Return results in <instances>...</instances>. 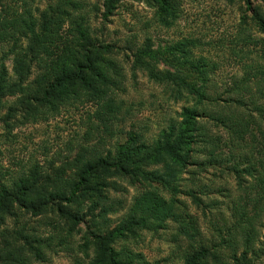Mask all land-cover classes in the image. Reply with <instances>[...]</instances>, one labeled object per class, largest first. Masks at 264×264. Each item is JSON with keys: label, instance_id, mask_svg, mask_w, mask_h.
<instances>
[{"label": "rangeland", "instance_id": "obj_1", "mask_svg": "<svg viewBox=\"0 0 264 264\" xmlns=\"http://www.w3.org/2000/svg\"><path fill=\"white\" fill-rule=\"evenodd\" d=\"M73 1L78 7L74 16L83 17L94 43L109 47L106 56L117 65L116 86L99 101L84 97L57 108L41 104L36 97L44 81L39 65L19 78L13 53L1 48L9 85L3 92L9 89L0 94V186L12 188L21 181L33 196L62 191L66 198L58 204L83 217L73 225L52 212L33 217L14 206V217L0 224V250L4 237L12 242L17 227H24L40 240L35 246L42 250L31 264H97L92 236L112 232V253L140 255L130 264H185V255L200 247L209 251L205 264H264V215H255L250 203L255 199L248 189L251 176L239 172L246 169L241 156L250 161L249 146L262 138L246 135L247 148L227 145L230 126L254 114L251 102L263 103L259 89L245 88L237 95L227 91L250 78L264 81V1L168 0L169 9H163L159 0H120L111 13L104 0ZM50 2L33 0L32 9L38 15ZM146 49L154 53L149 69L162 77H152L135 62L136 52ZM203 64L215 99L211 109L224 116L226 127L201 121V135L181 145V160L169 156L144 165L142 175L130 167L99 173L93 179L105 184L97 187L100 195L83 191L71 201L83 162L110 160L109 154L117 158L122 145H150L184 122L185 109L198 106L191 93L200 86ZM239 96L244 107L235 109L227 101ZM247 126L245 133L252 127ZM205 136H215L219 144L205 143ZM149 190L173 200L175 220L158 228L132 223L135 199ZM189 223L194 239L181 234Z\"/></svg>", "mask_w": 264, "mask_h": 264}, {"label": "trees", "instance_id": "obj_2", "mask_svg": "<svg viewBox=\"0 0 264 264\" xmlns=\"http://www.w3.org/2000/svg\"><path fill=\"white\" fill-rule=\"evenodd\" d=\"M46 9L38 15L32 9L33 0H0V50L9 49L13 54L12 64L15 65V73L21 78L23 73L29 71L34 63L39 65L44 78L43 85L37 90L36 97L41 104L61 107L70 100H82L84 97H91L96 101L108 97L113 86H116L117 65L107 58L108 46H97L84 24L83 17H75L74 12L78 10L73 0H51ZM53 1L55 3L53 4ZM120 0H104V7L108 13H111ZM160 7L169 9L168 0H159ZM264 1V0H262ZM67 30V31H64ZM65 32V33H64ZM150 50L137 51L134 55L135 62L143 64L145 69L152 74V77L158 78L160 75L153 69H149L150 62L153 59ZM149 57L148 60H145ZM5 59L0 62V94L9 85L5 73ZM200 76L202 77L200 86L191 93L198 106L196 109H185V120L178 127L171 126L168 132H163L157 142L146 146L132 147L122 145L117 150V158L109 154L110 160L98 158L96 160L85 161L80 165L79 180L74 185L73 192L70 193V199L73 201L80 192L89 191L91 195H100L97 187H105L104 182H98L93 179L97 174L110 170L122 172L130 167L132 173L142 175L141 169L144 165H156L164 159H180L182 154V144L192 138L199 137V122H213L216 127H226L224 116L214 112L215 99L208 92L209 82L207 66H200ZM162 77V76H160ZM250 78L248 81L233 84L227 92L237 95L245 88L259 89V95L262 96L263 103L260 105L256 100L252 103L254 114H249L240 123H233L230 126L232 137L227 139V145L231 149L247 148L249 139L256 140L255 134L262 138L260 142L249 146L247 155L241 157L246 165L245 171L250 175L252 182L249 191L254 194L255 199L250 200L254 207L255 215H264V81H254ZM235 109L244 107L241 96L239 98H229ZM199 107H203L200 110ZM256 113V114H255ZM247 125H251L248 129ZM250 127V126H249ZM204 142L215 147L219 143L215 136L208 138L205 136ZM188 143V142H187ZM186 145V144H185ZM256 146V147H255ZM211 159L216 161L219 158L216 152L211 150ZM241 159V158H240ZM233 160V158H232ZM179 162V161H178ZM237 172V168H234ZM91 179L94 180L91 182ZM25 184L21 181L13 183L12 188L0 186V224L4 223L5 218L14 217L13 207L19 206L25 214L33 217L42 216L47 212L55 213L58 217L64 218L73 225L81 221L76 213L67 211L61 205L60 201H65L66 194L62 191L44 192L35 196L31 195L30 190H26ZM57 201L55 206L53 202ZM69 201V202H71ZM52 206V207H51ZM51 207V208H50ZM133 217L132 223L158 228L170 220H175V206L173 200H167L160 196L155 190H149L136 198L131 209ZM241 216L246 214L240 213ZM264 218V217H263ZM241 219V217H240ZM17 221L20 220L17 218ZM130 223V224H132ZM190 225V226H189ZM127 226V225H126ZM189 226V227H188ZM128 228V227H127ZM193 226L189 223L182 228V235L186 238L194 239ZM24 227H17V231L11 237H4V250L0 252L1 264H31V257H41L42 250L40 246H35L36 241L31 235L25 232ZM190 229V230H189ZM193 232H196L194 230ZM0 236L3 234H1ZM115 233L112 232L102 238L92 236L96 243L99 260L97 264H130L134 259H141L140 255L130 251L120 250L112 253L108 248L109 243L113 241ZM195 236V235H194ZM38 243V244H39ZM209 251L200 247L198 250L185 255V264H205ZM147 264V263H145Z\"/></svg>", "mask_w": 264, "mask_h": 264}]
</instances>
